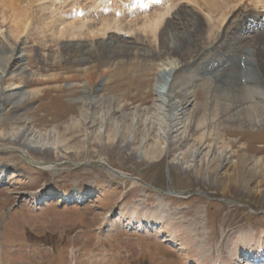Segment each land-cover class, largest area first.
Here are the masks:
<instances>
[{
	"label": "rangeland",
	"instance_id": "374dc122",
	"mask_svg": "<svg viewBox=\"0 0 264 264\" xmlns=\"http://www.w3.org/2000/svg\"><path fill=\"white\" fill-rule=\"evenodd\" d=\"M62 1L35 0L37 20L17 35L15 16L9 18L11 12L0 0V59L8 54L11 44L23 43L29 71L40 76L31 75L22 87L29 93L26 101L16 100L3 110L4 126L10 128L12 116L17 114L32 117V135L39 143H46L49 152L39 161L31 158L32 162L19 150H0V174L1 168H6L4 180L0 175V264H259L261 259L252 255L243 260L248 256L243 239L255 245L264 231V186L259 196L254 188L262 178L249 173L257 159L264 157V125L231 124L218 129V125H223L217 122L215 104L205 105L206 89L201 80L204 75L197 69L213 67L211 52L215 44L226 43L229 35L224 31L232 28L230 22L244 12L262 14L264 1L230 3L227 12L231 14L222 24L217 21L219 16L194 0H176L169 7L167 4L165 9L153 12L166 11L162 25L180 9L199 16L204 31L198 48L203 46V54L179 75L169 76L165 67L158 65L156 69L147 67L142 73L130 72L127 76L109 75L101 70L102 73L93 74L92 82L85 77V63L69 57L73 52L69 53L66 46L100 44L110 37L128 45H142L137 38L140 35L148 37L152 50L157 51L160 28L145 26L149 21L143 13L134 17V22L122 23L121 30L114 27L111 31L115 36L98 31V35L57 40L43 25L51 12L62 13L58 8ZM91 4L90 1L88 5ZM128 27L132 32H127ZM187 76L194 77L192 88L197 91L196 97L183 114L178 110L173 115L169 101L164 104L156 100L159 85L165 78L173 80L174 84L169 85L172 93L182 91L191 96L193 89L182 83ZM109 99L128 107L112 113L107 112V106L97 109L85 105L88 100H97V106L105 105L104 101ZM195 105L201 111L189 112L195 110ZM190 115L196 116L194 131L193 137L186 140L182 126L185 119L188 123ZM205 120L203 127H195ZM217 130L222 133L218 139ZM206 135L209 139L200 145L198 137ZM7 142L12 141L1 143L10 147ZM156 145L162 152L160 158L146 156ZM227 146H234L235 150L242 147L253 157L241 169L238 186L231 190H226L219 180L225 175L226 163L239 159L230 156L231 148ZM47 162L53 166L42 168ZM60 185L71 188L70 198L60 201L54 197L49 203L38 205L30 200L33 191L57 192L56 186ZM80 186H85L88 196L78 197ZM135 204L145 208L146 216H157L145 220L151 227L142 229L127 221L126 210ZM110 212H117L112 228L104 225ZM194 226L203 229L196 239L204 241L207 252L195 246L193 249L200 251L197 254L183 244L186 233L193 234L190 228ZM262 260L264 263V257Z\"/></svg>",
	"mask_w": 264,
	"mask_h": 264
},
{
	"label": "bare ground",
	"instance_id": "6f19581e",
	"mask_svg": "<svg viewBox=\"0 0 264 264\" xmlns=\"http://www.w3.org/2000/svg\"><path fill=\"white\" fill-rule=\"evenodd\" d=\"M85 1L87 3L91 1L92 3L91 5H88L85 2L86 5L84 8L87 7V11L89 12H91L92 8L96 7L97 5L95 3L97 0ZM235 1L236 0H194V2H196L198 5H205L212 15L215 14L219 16L217 21H219L221 24L227 21V18L231 14L228 13L227 10L230 9V3ZM263 1L264 0H260L259 2ZM34 3L35 0H3V5H6L7 10L11 12L9 18L15 16L14 22L16 24V31H14L17 35H19L21 32H24L26 28H29V24L31 22L37 20L33 9L35 6ZM66 4L65 1H63L58 8L62 9V12H65L67 15L71 14L70 19L63 17V14H55V12L52 14L51 12V16H46L48 20L45 21L43 25V29L50 33V35L57 40L61 37L75 38L91 36V33L98 35V31L101 32L102 35L108 34V37H110L112 35H116L111 31L114 27L115 29L117 28L119 30H121L123 27V24L119 23V18L112 16H102L103 18H100L99 20L94 19L93 21L90 19L83 20L82 18H72L74 17L73 12L75 6H72V8L67 11V6L64 7ZM51 6H54V4H51ZM165 14L166 11H160L155 12L152 17H146L148 18L147 21H149V23L145 26L152 25L155 30L160 28V32L158 33V42L160 47H158L159 49L157 51L152 50L154 47L151 48L152 45L150 44L148 37H142L139 35L137 38H139V41H141L139 43L142 45H128L125 42L123 43V41L119 42L118 39L114 40L112 37H110L108 40L100 42V44L95 43L85 45L83 43H72V45L66 46L67 51H70L69 53L73 52L69 57L76 58L77 61H82L85 63V77L89 79L90 82H92L91 80L93 79V74L96 72L102 73L101 70L109 72V75L117 74L119 76H127L130 74V72L139 71L142 73L147 67H150L151 69L154 67L156 69L158 65H163L165 67V72H169V76L177 74L179 75L182 70L186 71V68L203 54V51H201L203 48L202 44V48H198V46L200 47L198 42L200 43L201 38L203 37V23L201 20H199V16H197V14L180 9L174 12V18L168 19L165 24L162 25ZM248 15L249 13L247 15L243 14V16L241 14L239 17H236L239 18L238 20L234 19L232 22H230V25H233L232 28H227V30L224 31L225 35L227 33L229 35L228 38L225 39L226 43L215 44V49L210 55V62L212 63L213 67L211 69H206L205 66H203L201 69H197L204 75L201 80L202 86L204 89H206L205 94L207 98L205 105L207 106L212 103L215 104L214 112L218 115L216 117L217 122L223 125H218V129L219 127L226 129V126L231 124L245 127L264 125V23L261 21L262 17L260 19L255 17L252 19L251 17H248ZM233 16H235V13L232 14V17ZM41 17L42 16L40 15V19ZM154 17H157V19ZM232 17H230V20ZM235 21L238 22L235 23ZM243 21L246 23L245 27L241 26ZM259 24L263 29L257 31V33L256 30H254L253 35H240L244 29L248 28V26L253 25L252 27L254 28ZM129 27L127 32H132ZM237 30H239V35ZM236 33L237 36L235 39L233 35ZM10 34L13 35L14 33L10 32ZM7 38L10 40L11 36L9 35ZM220 47H222L221 50H219ZM26 58H28L26 48L23 43H19L14 45L11 44L8 48V54L3 55L0 59V150H3L4 148L16 149L21 151L24 157L28 158V160H32L31 158H34L35 161H39L37 159H41V156H45L46 154H49V152H47V144L43 143V145L39 143L36 135H32V127L34 128V126L31 124L33 123L32 117H23L17 114V117L12 116V120L14 121L10 123V125H12L10 128L8 127L9 125L4 126L6 122L4 120L5 114L3 113V110L6 109L8 104L16 102V100L20 101L19 103L26 101L29 98V93L22 89L23 86H26V80L29 79L31 75L40 77L37 73H34L31 70L29 71L27 62L25 61ZM217 59H219V61L218 63H215ZM194 77L187 76L184 80H182L184 85L189 86L188 89H193L191 90V96H189L187 93H182V91L176 94L172 93L169 85L171 86L175 81L172 80V82L165 78L163 84L159 85L160 88H158L159 90L157 92L156 100H160L164 104H167V101H169L168 103L170 104L173 115L174 112L178 110L180 111V114H183L187 110L188 105L193 103L192 101H194V97H196L197 91L196 89L192 88L194 87ZM55 79H59V76ZM190 83H192V85H190ZM104 103L106 104L103 105L102 103L101 105L97 106V100H88L85 102V105L89 108L97 109H102L103 106H107V112L112 111V113L128 107L127 104L121 105L118 101H114L113 99L105 100ZM193 109L195 110L189 112L198 113L201 111L200 107L196 105L193 106ZM157 112H160V109ZM195 117L190 115L188 116V123H185L187 119L183 121L182 127H184L186 140H189V138L193 137V120H195ZM180 119L182 120L183 118L180 117ZM205 123H207L206 120L201 125H196L195 127L199 129L203 127L202 125ZM29 124H31V126ZM219 131L220 130H217L215 132V135L217 136L216 139L220 138V135L222 134L219 133ZM32 136L33 138L30 140V137ZM206 136L205 138L204 136L198 137L197 142L200 143V145L205 144L206 141L204 140H206V138L209 139V135ZM24 137H26L27 141L23 142ZM4 140H11L12 142L7 143H10L12 146L10 145V147H7L5 146V143H1ZM171 147H173V145H171ZM227 147L231 148L229 150L230 156L239 157V159L233 163H226L225 166L227 167L224 170L225 175L219 179L220 183L224 185L226 190H231L238 186L240 182V175H242L241 169L253 157L249 156V154H246L242 147L239 150H235L234 146ZM241 150L243 153L245 152V154H242V156L240 154ZM160 151L161 150L159 149V146L156 145V147L149 149L146 156L151 158H155L157 156L159 157L162 154ZM41 166L42 168L47 169L49 167L51 168L53 163L47 162V164ZM1 171L2 174L0 175L4 180L6 168H1ZM249 173L253 174L256 178H262L256 183L254 187L256 189L257 195L259 196V194L262 192V187L264 186V157L257 159ZM56 188L59 191H49L48 193H44L43 189L33 191L32 194L30 193V200L36 204H46V202L54 197L60 201L70 198L72 192L70 187L60 185L56 186ZM79 189L80 193L78 194V197H80L81 194L82 196L84 194L88 196L85 186H80ZM113 213L114 212H110L106 214L104 222L105 226L108 225L111 228L113 227V216L117 212L114 214ZM126 213L129 216L127 221L132 222L133 225L136 223L137 226L142 229L151 227V225L148 226L146 224L145 220H150L149 217L153 219L157 217L153 216L154 214H151L152 216H146L145 208L139 204H135L134 206L127 209ZM198 220L199 218L197 219V224L199 222ZM190 229L193 231V234L189 235L186 233L184 236L185 241H182L183 244H185L187 248L193 249V247L196 246L199 249H205L207 252L209 249H207L205 246L204 241L200 243L201 241L196 239L198 236H200L199 231L202 232L203 229L199 230L196 228V226ZM243 241L244 245H246V254L248 255L243 257V260L250 259V255H252L256 257V260L258 257L261 259L259 264H264L262 260L264 257V231L255 240L257 243L255 245H253L251 242H248L247 239H243ZM193 250H195V248ZM195 251H197V249ZM197 254H200V251H197ZM208 254L211 255V253ZM236 256L241 258L239 254Z\"/></svg>",
	"mask_w": 264,
	"mask_h": 264
}]
</instances>
